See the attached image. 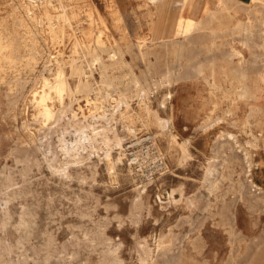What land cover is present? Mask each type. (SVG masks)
<instances>
[{
	"label": "rangeland",
	"instance_id": "1",
	"mask_svg": "<svg viewBox=\"0 0 264 264\" xmlns=\"http://www.w3.org/2000/svg\"><path fill=\"white\" fill-rule=\"evenodd\" d=\"M229 4L228 32L176 35L151 0H0V264H264V5ZM59 69L92 91L61 102ZM114 98L128 115L110 121ZM88 123L124 137L115 175L102 150L67 169L61 144Z\"/></svg>",
	"mask_w": 264,
	"mask_h": 264
},
{
	"label": "bare ground",
	"instance_id": "2",
	"mask_svg": "<svg viewBox=\"0 0 264 264\" xmlns=\"http://www.w3.org/2000/svg\"><path fill=\"white\" fill-rule=\"evenodd\" d=\"M151 3L154 4V6L156 7L157 12H159V14L167 15V20L168 21L166 23L168 24L169 29L174 31L176 33V35H178L180 32L182 33V31H184V33L185 32L188 33L193 28H196L197 26H201L202 29L206 28V30H207V28L211 29L213 35L220 34V32L226 33V32H228L231 29V27H230L231 25L229 24V22L225 21L226 18L223 16L224 12L226 13V12H229V11L232 10V5L230 6V4H229L230 0H221L220 3H222V6H223L221 13L220 14H218L216 12L209 13V20L207 22L204 21L205 19L204 20L202 19L200 22H198V21H196L197 19L194 20L192 18H186L185 17V12H186L187 8L192 5V0H151ZM252 3H254L256 6L259 3L264 5V0H252ZM219 6H221V5H219ZM28 11L30 13H32V8L29 7ZM256 11H257V13H261L260 9H257ZM157 12H155V13H157ZM227 14H230V13H227ZM90 17H92V16H90ZM204 18H206V17H204ZM262 18H264V14L262 15ZM228 19H229V17H228ZM215 22H218V25L211 27V25L214 24ZM261 24H264V20L261 21ZM257 26H258L257 24L244 23L241 20H237L236 23L234 24V29L233 30L239 29V31L244 32L246 35L252 36L254 34L255 28ZM200 31H201V29H200ZM208 32H210V31H208ZM156 35L158 37L157 33H156ZM210 35H211V32H210ZM182 45H184V44H182ZM111 52H114V54L112 55V60H113V64L112 65H115L117 63V61L115 59H118V57H116L117 56L116 50L114 51L112 49ZM117 52L120 54V52L118 50H117ZM237 54H240V53L237 52ZM101 67L103 69V74H104V73L107 72V68L109 67V65L101 63ZM73 72H74V74H78L80 77L83 76V75H86V72L82 71L79 68L74 69ZM105 82L109 86L110 83H111V80L107 79ZM135 83L137 85L139 84V82L137 80H135ZM45 85L49 87L51 93L55 92L60 97L61 102H63L65 94H68V95L72 96V95H75L76 93H79V92H86L87 93V92H91L92 91V87H91V84L89 83V81L88 80L83 81L82 79H80L79 83L77 85V88H75L76 90L74 92L72 90L71 86H70V83L68 81V78H67L64 70H62V69H59L57 71L54 81H50L49 79H45ZM51 93H47V91L44 90L42 93H39V94L35 95V101L40 106L39 109H41L40 114L42 112L43 117H45V119H48V120L53 116V110H54V109H52L53 106L51 108L50 107L51 105L48 104V99L50 98V94ZM115 100L117 101V104L114 106L113 109H111V112H108V110L106 112L104 111L106 113V115H107L106 117L110 121H115L118 118V116L123 118L127 114V110L124 109L125 110L124 111L121 108V105L124 104L125 101L122 98L120 100H118V99H115ZM87 101H88V104L91 103V100L89 98H88ZM142 101H143L142 105H145V110L147 112H149L150 106H148V103L145 100H142ZM126 104H127V102H126ZM162 105H163V103H162ZM145 110H143V111H145ZM40 114H39V116H40ZM97 118H99V117H97ZM159 120L162 121L161 118H159ZM162 128H165V126H162ZM130 130H132V129H130ZM76 133H78V135L76 136L75 139H73L72 141H68V140L64 139V141L61 144L62 145L61 148L63 150L62 152L64 153L66 158H69L68 161L66 162L67 169H68V166L70 164L82 165L86 160H90V159L93 160L92 156H96L97 155L98 157L101 158V155H100L99 152L102 150L104 152V155H105L104 159L107 161L106 165L109 168L108 171H110L111 173H114V175H115L116 170L118 168H120L121 165L124 164V156L127 155L126 152H125L126 149H125V139H124V137L120 136L114 128H108L107 126L106 127L103 126V128L100 129V128L96 127L94 124H91V123L84 124L83 126H81V128ZM111 133H113L114 137L110 136ZM182 148H183L184 152L187 149L184 145H182ZM117 150H119V152L117 153V155H114L115 151H117ZM87 152H88V155L85 154ZM212 171H214V169ZM212 185H213V183H212ZM169 195H170V197L171 196L173 197L174 192L169 193Z\"/></svg>",
	"mask_w": 264,
	"mask_h": 264
}]
</instances>
